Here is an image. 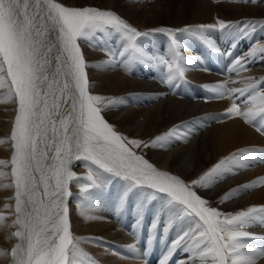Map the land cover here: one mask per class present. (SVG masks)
Wrapping results in <instances>:
<instances>
[{
    "label": "snow or ice",
    "instance_id": "snow-or-ice-1",
    "mask_svg": "<svg viewBox=\"0 0 264 264\" xmlns=\"http://www.w3.org/2000/svg\"><path fill=\"white\" fill-rule=\"evenodd\" d=\"M217 30H235V41L237 37L251 38L257 25L218 18L215 23L195 27L156 28L152 31L171 38L172 55L167 59L149 55L137 38L151 33L137 30L112 10L67 7L57 0H0V88L7 84L17 104L10 137L14 151L10 161L0 160V165L11 164V183L3 186L14 188V205H5L11 208V225L16 228L11 233L17 243L10 250V264H97L71 230L70 182L80 185L79 195L89 208L100 202L108 185L120 183L117 214L127 207L132 195H138L136 227H142L145 213L158 205L148 242L165 244L167 252L161 264H171L180 251L185 258L175 264H257V259L264 257V235L249 230L264 225V204L225 213L210 206L197 191L210 188L241 167L242 153L221 158L190 182L154 166L136 149L153 147L164 138L157 136L151 143L129 140L105 119L102 110L116 101L98 106L103 98L90 94L86 58L79 42H107L118 36L123 41L118 56L127 71L136 63L151 62L150 66L162 70L161 81L173 86L184 78L189 64L181 54L177 34L198 35L210 49L220 52L207 35ZM259 30L264 31V24ZM107 51L116 59L117 53ZM256 62H264V44H254L230 65L229 71L239 77L232 83L242 87H228L227 82L211 87L214 98H231L230 106L213 119L239 118L264 136V77L241 76ZM174 127L180 129L183 124ZM248 156L249 165L257 162L251 152ZM74 162L87 166L85 176L72 170ZM257 183L264 184V177L243 185L242 190ZM240 190H229L221 200L234 198ZM4 219L0 213V222ZM177 227L181 231L169 242L168 234ZM253 241L261 246H253ZM96 243L106 242L101 238ZM128 247L135 249L134 244ZM0 255L9 253L0 251Z\"/></svg>",
    "mask_w": 264,
    "mask_h": 264
},
{
    "label": "bare ground",
    "instance_id": "bare-ground-1",
    "mask_svg": "<svg viewBox=\"0 0 264 264\" xmlns=\"http://www.w3.org/2000/svg\"><path fill=\"white\" fill-rule=\"evenodd\" d=\"M67 7H98L112 10L128 24L141 32H150L137 38L139 45L149 55H163L171 59V38L166 33L152 31L160 27L172 29L184 26L212 24L222 19L233 23L254 21L257 31L251 38L234 41L231 32L212 31L210 35L220 52L210 49L198 35L178 33L181 54L188 58L185 76L173 86L161 81L162 70L152 67L151 62L136 63L129 72L118 56L122 50L120 37L109 38L91 43H81L86 58V72L89 79V92L100 95L102 106L109 100L116 103L102 110V115L114 129L129 140L137 139L151 143L161 136L162 142L153 147L136 149L154 166L170 174L177 175L187 182L198 178L205 170L221 158L233 152L242 153L239 168L226 173L208 189H197L198 194L207 199L209 205L221 212L234 213L251 205L264 204V184L257 183L247 191L245 184H251L264 177V136L246 125L239 118L213 119L230 106L231 98H214L211 87L227 82L228 87H242L232 83L239 77L230 72L233 60L242 57L254 44H264V0H57ZM235 43V46H233ZM117 53L113 59L110 52ZM221 53H231V55ZM199 56L200 59L195 58ZM166 71V69H163ZM241 76L264 77V62L250 64ZM207 86V87H206ZM17 104L7 84L0 88V160L10 161L13 154L11 131L14 127ZM183 124L176 129L174 126ZM171 135H169V131ZM255 163L248 164L249 156ZM72 170L83 177L87 166L74 162ZM0 213L5 219L0 222V264H10V250L17 243L11 236L16 230L11 225L14 217L10 215L14 205V188L4 187L11 183V164L0 165ZM80 185L70 182L73 196L69 206L71 230L80 238L81 248L93 257L97 264H161L167 248L160 240L148 242L150 224L158 205L153 204L145 213L142 227H136L135 208L140 200L132 195L127 207L117 214L115 203L121 191L120 183L113 181L105 190L100 202L89 208L79 195ZM231 189L237 191L234 198L222 201V196ZM83 205V206H81ZM95 216L96 219H88ZM253 233L264 235V225L249 228ZM181 228L177 227L168 234L169 242ZM103 239L106 243L96 241ZM135 245L132 250L128 246ZM253 246L261 242L253 241ZM185 253L177 252L171 264L183 260ZM264 264V257L257 259Z\"/></svg>",
    "mask_w": 264,
    "mask_h": 264
},
{
    "label": "rangeland",
    "instance_id": "rangeland-1",
    "mask_svg": "<svg viewBox=\"0 0 264 264\" xmlns=\"http://www.w3.org/2000/svg\"><path fill=\"white\" fill-rule=\"evenodd\" d=\"M198 41H201V39H197Z\"/></svg>",
    "mask_w": 264,
    "mask_h": 264
}]
</instances>
